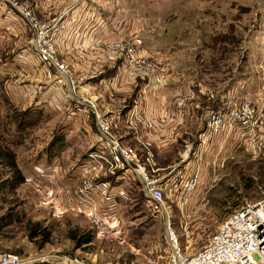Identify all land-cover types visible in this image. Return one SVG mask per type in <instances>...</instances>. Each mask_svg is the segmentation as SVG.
<instances>
[{
    "label": "rangeland",
    "instance_id": "rangeland-1",
    "mask_svg": "<svg viewBox=\"0 0 264 264\" xmlns=\"http://www.w3.org/2000/svg\"><path fill=\"white\" fill-rule=\"evenodd\" d=\"M92 1L116 34L96 44L99 54L57 49L64 73L40 62L26 12L57 32L58 18L40 20L31 0L20 10L29 33L0 53V252L26 264H166L168 218L190 254L228 214L264 196V148L247 151L233 131L200 136L212 113L244 105L264 140V0ZM84 61L96 66L87 78L75 69ZM175 82L187 86L169 93L186 131L157 152L156 139L143 145L134 100ZM128 111L127 125L119 117ZM97 112L129 151L127 164L114 166ZM137 164L161 184V203L145 195ZM86 235L89 243L77 242Z\"/></svg>",
    "mask_w": 264,
    "mask_h": 264
},
{
    "label": "built area",
    "instance_id": "built-area-1",
    "mask_svg": "<svg viewBox=\"0 0 264 264\" xmlns=\"http://www.w3.org/2000/svg\"><path fill=\"white\" fill-rule=\"evenodd\" d=\"M26 15L29 26L35 34L34 49L37 59L47 64L48 68L64 73L66 66L57 57V28L53 24L40 26L29 12H26ZM249 112L248 107L244 105L232 108L229 113L226 112L227 115L211 112L207 127L200 135L201 142H206L213 136L228 135L233 131L234 138L240 141L242 146L244 144L247 151L255 153L261 150L264 148V140L256 134L255 124L250 121ZM97 123L99 132L107 140V146L117 153L114 156V166L131 161L129 151L120 148L117 142L111 140L109 124L104 121ZM137 167L145 195L152 202L161 203L164 198L161 184L156 179H152L142 165L137 164ZM190 184V189H193L194 184ZM188 194H184V197H189ZM166 226L169 246L166 264H264V196L248 201L228 214L218 224L205 245L190 254H186L180 247L178 236L169 218ZM26 262L18 254L0 252V264H26Z\"/></svg>",
    "mask_w": 264,
    "mask_h": 264
},
{
    "label": "crops",
    "instance_id": "crops-1",
    "mask_svg": "<svg viewBox=\"0 0 264 264\" xmlns=\"http://www.w3.org/2000/svg\"><path fill=\"white\" fill-rule=\"evenodd\" d=\"M80 1L82 0H31V5L34 14L40 20L47 22L50 19L58 18L57 23L59 25V32H57L56 45L59 53L74 51L77 55L84 56L99 54L102 49L99 51L96 44L98 45L99 41L111 40L116 35L110 26V20H106L109 14L104 18L99 17L96 12L97 6L92 0H83L82 3ZM21 3V0H0V53L3 52L10 40H17L16 44L19 45L18 43L21 41L19 39L22 38L25 33H29L25 20L20 14ZM81 65L82 66H76L75 69H78L79 73L84 78H87L96 68V66H89L87 61H84ZM124 80L126 83H131V79L127 75ZM175 83L176 84L167 83L165 85L166 87L158 91L156 97L150 95L152 94L150 88L147 90L145 89L147 93L141 94L138 96L139 98L137 97L134 100V103L137 104L141 112L139 116L140 120H138L139 123L135 122V124L141 129L142 135L146 136L144 139L148 140L144 142L143 145H151V141L155 142L156 139V146H153H155L154 151L157 152L168 150L173 144L171 140L174 139L175 136L186 131L176 126L173 120L174 112L172 98L169 96V93H172L170 88L174 87L173 90L176 88V93H178L187 86L185 84L180 86L178 82ZM94 97L96 98L95 104L102 105L101 102H104L103 98L100 96ZM130 111L121 114L122 116L119 117L123 119V123L127 125L130 119H132V114L129 115ZM100 116H102V114L100 115L98 112L94 116V127L97 134H99L97 119H101L100 121L103 120ZM190 117L192 118V116H187L185 122H187ZM80 118L85 125V114H80ZM127 125H125V128L128 127ZM86 126H88V124H86ZM111 127L113 133L118 131V128L117 130L114 129L115 123ZM190 129L191 128H188L189 131ZM129 134H131V132H129ZM146 147L149 148V146ZM194 194L200 195L201 193L195 192Z\"/></svg>",
    "mask_w": 264,
    "mask_h": 264
},
{
    "label": "trees",
    "instance_id": "trees-1",
    "mask_svg": "<svg viewBox=\"0 0 264 264\" xmlns=\"http://www.w3.org/2000/svg\"><path fill=\"white\" fill-rule=\"evenodd\" d=\"M50 148H51V145H50ZM49 148V149H50ZM53 155H54V153H53ZM91 241V237L90 236H88V235H86V236H81V237H78L77 238V242H79V243H89Z\"/></svg>",
    "mask_w": 264,
    "mask_h": 264
}]
</instances>
